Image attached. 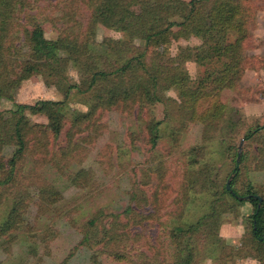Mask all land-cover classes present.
<instances>
[{
  "label": "trees",
  "instance_id": "trees-1",
  "mask_svg": "<svg viewBox=\"0 0 264 264\" xmlns=\"http://www.w3.org/2000/svg\"><path fill=\"white\" fill-rule=\"evenodd\" d=\"M253 1L0 0V101L10 98L11 91L34 76L64 96L58 102L16 105L15 110L0 112V206L6 205L0 211L3 252L9 244L36 252L31 243L17 241L16 232L27 225L24 208L29 194L24 176L46 165L58 179L66 178L69 187H91L94 179L79 168V160L97 128L104 125L99 123L101 115L117 110L135 112L142 127L141 139L127 133L130 150L148 151L151 159L156 158L152 150L160 139L162 124L167 125L174 146L189 125H199L200 146L180 152L174 168L149 162L151 167L139 172L140 188L126 193V207L109 213L99 207L90 213L86 225L79 229V242L60 264H69L74 251L81 252L89 264H102V256L147 264L131 260L129 254L135 244H149L151 225L147 222L155 220L159 211L174 227L167 235L172 255L156 264H193L200 232L205 245L201 252L206 257L231 253L234 247L225 245L219 236L228 218H241L245 226V239L238 251L264 264V195H258L244 179L248 163L256 159L251 148L255 147L257 156L264 159V125L247 126L240 116H233L232 108L218 100L219 91L237 86L243 73ZM45 23L54 28L51 38L45 37ZM99 27L121 33L123 38L98 41ZM174 27L179 30L173 31ZM231 34L234 39L227 43ZM191 37L200 40L198 47H181L176 56L165 57L164 51L172 41ZM151 50L154 54L147 62ZM158 58L165 59V65L157 63ZM191 60L198 65H215V61L221 65L192 81L181 67ZM69 64L80 73L74 85L66 76ZM170 91L176 93V99L167 96ZM89 93L93 100L88 98ZM71 97L85 104L86 111H66ZM156 105L164 107L161 121L152 116ZM27 113L44 117L46 123L30 122ZM241 135L245 149L238 159L235 140ZM214 142L225 146L220 156L215 149L210 150ZM214 157L230 160L224 180L222 171L210 162ZM154 180L159 181L161 190L167 189L163 202L157 203L155 197L158 185L151 187L154 199L145 195ZM23 187L24 191L20 190ZM165 197L173 199L165 204ZM198 200L204 208L201 217L186 221L190 217H184V213H190L191 205L194 209ZM54 201L43 205L52 211ZM171 204L175 208L169 212ZM245 204L252 207L250 214H240ZM44 229L50 238L56 236L53 228L45 225Z\"/></svg>",
  "mask_w": 264,
  "mask_h": 264
},
{
  "label": "rangeland",
  "instance_id": "rangeland-1",
  "mask_svg": "<svg viewBox=\"0 0 264 264\" xmlns=\"http://www.w3.org/2000/svg\"><path fill=\"white\" fill-rule=\"evenodd\" d=\"M183 1L188 4L191 0ZM58 6L60 7L61 5ZM251 9L248 37L244 43L243 73L238 80L237 86L232 88L224 87L219 91L218 100L227 108H232L233 116H240L247 126L258 124L261 127L264 125V0H254ZM55 26L58 28L60 24ZM53 29L52 24H44L46 38L53 37ZM177 30L179 29L174 27L173 31ZM233 37L231 34L230 39H227V43H230L234 39ZM96 38L100 41L105 38L122 39L123 36L121 33L99 27ZM199 45L200 40L194 37L187 40L178 39L172 41L164 51L165 57L172 58L176 56L178 49L181 47H198ZM153 52V50L148 51L145 61L147 60L148 62L150 60L149 58L154 54ZM156 62L160 65H165L166 63L165 59L160 60L159 58ZM214 63L215 65H198L197 62L191 60L185 62V66L182 65L181 67L186 70L189 77L194 81L202 77L208 70L213 68L218 70L221 64L217 61ZM66 67V76L69 83L71 85L77 84L80 80L79 71L70 64ZM167 96L176 99L174 91L168 92ZM88 98L93 100L90 93ZM63 99L64 96L61 91L45 84L40 77L34 76L11 91L10 98L0 101V112L15 110L16 105L29 106L41 101L58 102ZM66 104V111L68 112L73 109L80 112L86 111L85 104L79 103L76 97L69 98ZM173 107L174 105H171V109H174ZM152 110L153 118L156 121H161L164 117L163 105H156ZM26 115L32 123H46L44 117L28 113ZM101 116L99 123L104 125L97 128L96 136H93L92 141L87 144L82 158L79 160V168H83L88 173V177L94 179L92 186L90 185L91 187L83 189L69 187L70 183L66 178L58 179L55 171L48 170L46 165L30 175H25L24 177L27 176L26 189L30 197L25 199V203L28 202V206L24 208L26 210L27 225L23 226L22 229H18L16 234L18 235V242L31 243L35 247L34 251L36 252L32 253L26 246L9 244L7 252H3V249L0 248V264H60L67 259L79 242V229L86 225L87 221L85 219L88 218L90 213H93L99 207H104L107 213L112 210L121 211L123 207H126L129 202L126 193L131 189L138 190L140 188L139 184H137L139 182V172L150 168L152 164H149V162L154 163L155 166L163 163L174 168L179 162L180 152L186 151L191 147L200 146L201 127L199 125H189L187 130L180 136L178 146H174L167 125L162 124L159 127L160 139L156 148L152 150V155L156 158L151 159L148 151L142 153L137 150H130L126 137L127 133L134 135L133 138H135V135H137V138H142V135H140L142 134V127L139 121L135 119V112L128 114L116 110L103 113ZM241 137L243 135L239 138ZM239 138L235 140L236 148ZM139 148L143 150V146L141 147L140 143ZM212 148L217 151L216 156H220L222 154L221 150L225 146L214 142L210 145V150ZM244 149L243 143L242 151ZM251 151L256 159L253 158L248 163L244 179L246 184L257 190L258 195H264V159L262 160L257 156L255 147H252ZM100 159H103V161L100 162ZM210 162L214 163V166L222 171L221 179L224 180L227 176L226 170L230 160L225 158L218 160L214 157L210 159ZM152 185L154 187L158 185L157 188L155 187L157 203L163 202L167 189L161 190L159 181L154 180L149 190L147 187L148 191H146L147 194L145 195H148L150 199H154L151 197L152 193H150L152 192ZM24 189L25 187L20 190L24 191ZM175 194H173V198ZM173 198L165 197V204L171 202ZM52 199H55V201L50 206L51 211L45 208L43 204L47 205ZM201 205V200H198L194 209L193 204L191 205V212L187 213L186 211L184 213V217H187V215L190 217L186 221H196L197 218L201 217V213L204 211ZM2 206L6 205L0 206L1 212L4 211ZM174 208L175 206L171 204L169 212L173 211ZM157 209L159 211L161 209L160 206H157ZM240 211V214H250L252 207L249 204H245ZM162 214L163 212L159 211V216L155 220L147 222L148 225H151L148 228V234L151 236L149 244L146 245L141 241L132 246V251L129 254L131 260L156 264L157 262L160 263L164 258L170 259L172 250L169 248L167 235L174 226L166 223L161 217ZM45 225L53 228L56 231V236L50 238L44 229ZM200 233H197L196 241L199 245L196 246L193 264H259L258 261L246 257L245 252L238 251L241 241L245 239L246 235L245 226L242 225L241 218H228L219 229V236L224 240L225 245L234 247L231 253H216L214 256L206 257L201 252L205 245H203ZM124 251H127V249H124ZM101 261L102 264H129L127 262H118L105 256L101 257ZM69 264L89 263L81 252L78 254L74 251Z\"/></svg>",
  "mask_w": 264,
  "mask_h": 264
},
{
  "label": "water",
  "instance_id": "water-1",
  "mask_svg": "<svg viewBox=\"0 0 264 264\" xmlns=\"http://www.w3.org/2000/svg\"><path fill=\"white\" fill-rule=\"evenodd\" d=\"M239 142H238V145H237V155H238V159H239V156L241 155V153H242V145H243V142H244V138L243 137H241V138H239V140H238ZM230 181V180H229ZM229 181H227V183H226V189H230L229 188ZM246 198H248V197H245V198H242V199H246ZM259 202H261V199L259 198Z\"/></svg>",
  "mask_w": 264,
  "mask_h": 264
}]
</instances>
